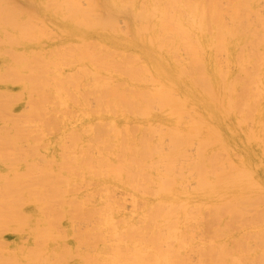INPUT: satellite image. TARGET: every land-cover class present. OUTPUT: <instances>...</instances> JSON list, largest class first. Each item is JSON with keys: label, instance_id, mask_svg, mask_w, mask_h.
Listing matches in <instances>:
<instances>
[{"label": "bare ground", "instance_id": "bare-ground-1", "mask_svg": "<svg viewBox=\"0 0 264 264\" xmlns=\"http://www.w3.org/2000/svg\"><path fill=\"white\" fill-rule=\"evenodd\" d=\"M22 1L0 0V16L6 14L0 17L6 32L0 33V55L12 48L17 64L22 60L28 75L32 71V91L56 83L55 76L57 84L48 87L76 83L79 94L54 88L62 113L75 95L83 104L78 112L84 128L68 131L73 145L63 144L78 150V165L91 164L88 174L102 184L97 192L104 186L92 209L80 205L81 216L89 211L98 219L94 233L79 236L96 247L83 251V264H264V15L254 6L260 0L82 1L86 6L81 0ZM48 1L52 9L45 7ZM251 14L262 32L246 30V23L254 25ZM121 17L124 29L118 26ZM54 20L63 24L57 28L64 43L60 58L51 55L57 47L53 39L46 48L33 40L40 34L37 21L51 29ZM47 34L42 36L48 40ZM250 43L254 49L248 53ZM67 57L76 60L64 65ZM4 74L0 69L1 81ZM0 85L2 102L24 96L8 83ZM85 85L97 94L94 111L83 95ZM67 164L68 172L74 166ZM117 188L131 195V213L115 199ZM259 204L263 207L256 210ZM207 212L221 231L218 236L212 231L216 241L209 238L210 246L196 242L200 226L211 219ZM196 248L199 255L192 252ZM193 253L199 256L195 263Z\"/></svg>", "mask_w": 264, "mask_h": 264}, {"label": "rangeland", "instance_id": "rangeland-1", "mask_svg": "<svg viewBox=\"0 0 264 264\" xmlns=\"http://www.w3.org/2000/svg\"><path fill=\"white\" fill-rule=\"evenodd\" d=\"M82 1L85 0H81V3L86 6L87 2L84 3ZM15 3L24 4L22 0H15ZM254 6L259 8V15L263 17L264 0H260V2L255 4ZM45 7L48 9H52L53 2L48 1ZM4 16H6L5 13L0 17L3 18ZM249 16V23H253L254 25L252 28H249L248 23H246V30L251 29L254 34L262 32L263 30L261 29V25L253 20V18L257 19L256 16L252 17V14ZM118 20H120L118 23L119 28L124 29V27L126 26L124 24L125 22L123 18L121 17ZM37 22L38 24L36 27L40 30V34L36 39L33 40H36L38 44L42 46V48H46L45 46L47 45V43H49L48 41H51V39H53L54 43L57 44V47L55 48V51L51 52V55L60 58V56L58 55V51L62 48V45L64 43L61 42L62 39L60 38V32L57 28L59 26H63L62 21L54 20L53 22H51V24L47 22L51 29L45 28L40 21ZM46 32L48 34L45 36L48 38V40L44 36H42ZM0 33L6 34V32H4L1 28ZM252 45L253 43L247 45L246 48L248 53H251L254 49ZM12 47L14 49H17L18 45ZM11 49L3 50V53L5 55L3 53L0 55V69L2 72L4 71V73H6L4 75L7 76V79H4L3 81L0 80V84L8 83L13 87L12 89H20L22 92H24V96L19 100H17L16 98H9L7 102L0 101V115L5 116L3 118H0V264H83L84 262L82 259V254H85V252L83 251L87 249L90 252H94L96 247H93L92 244H88L87 242H85V240L82 241L81 238L79 239V236L83 237V234L87 232L94 233L95 230H93L92 228H95L96 221H98V219L97 217H95L97 219L96 220L95 218L87 215L89 211L85 212L86 215L81 216L82 210H80V205L84 203L85 210H87V207L88 210L92 209L93 206L98 202V200H101V195L102 193H104V186L101 188L100 192H97L102 184H100V180L98 178H93L91 177V175H89L90 172L88 170H90L91 164L88 163L89 166L86 165L87 161L85 160L84 165L87 169L86 171L82 164L83 156L81 154V160L79 158L78 159L80 162H82L81 165L84 169L81 165H78V160L76 159V156L79 155L77 152L78 150L74 147L66 148L73 141L72 138L68 137L67 132L70 130L80 131L84 128V123H81L79 120L80 113L78 112L79 110H81L79 108L83 104H81V102H77L78 97L75 95V93L77 94L78 92H76L77 90L75 88L74 89L76 91L73 90V87L76 86V83L68 81V84L67 82H64L65 84L63 85V87H65L66 84H70V86L73 85L71 86L72 89L67 85V87L65 88L75 91V93L72 92L73 94H67L73 96L75 95L76 97L72 96V99L74 100L75 104L77 102V104L75 105L73 103V100L70 99L72 101V104H70L69 102L70 109L67 104V107L70 111L68 110V112L66 109L63 111L64 113H66L67 111L69 115L68 116L67 113L64 114L62 113V111H59V105H61L60 107L62 108L63 103H58L59 105L55 104L56 102H60L57 101L58 99H60V97L58 98L56 96L55 99L54 88H56L55 90H58L59 87H56L55 85L52 86L53 88L48 87L53 84H57V79H59L57 76H55L57 75V73L53 74V76L57 78H55L56 83L50 82L53 80L55 81L54 77L52 76L51 80L49 81L50 84H48V81L44 80L48 84L47 87L44 88V84L43 87L40 84L41 87L39 85L37 86V88L39 87L38 89L32 91L33 86L30 87L31 89L28 86V82L31 81L29 79L32 76V71L30 70L31 74L28 75V68H23L21 67V65H19L22 60H20V62H18L17 64L18 60H15L16 56H14L15 54L11 52ZM25 56H22L21 58L23 59L25 58ZM251 56L254 57L253 55ZM69 57L65 58L67 60L64 65L70 60H74L73 63L75 62L76 56L68 60ZM29 58L30 57H28V59ZM17 59H20V57L17 56ZM63 60L64 59L61 58V61ZM220 60L224 61L223 58H220ZM71 61L70 64L72 63ZM8 62H10V64ZM3 63L6 64V66L8 64H12L15 69L10 70L12 67L11 65L9 66L10 68H8L7 66L8 69L5 68L4 70L2 69L5 66L3 65ZM23 64L27 65V62H23ZM28 65L31 67L29 61ZM68 66L70 65L68 64ZM72 67H77V64L75 63L74 66L72 64ZM230 68V70H235L232 64H230ZM52 70L54 71V68H52ZM61 70L62 69H60V71ZM47 75H50V73H48ZM34 78L37 79V77ZM48 79L50 78L48 77ZM17 80H19L20 83L14 85L12 82H17ZM37 80L39 83L43 82V80L42 82H40L41 80L39 79ZM81 80L83 81V84H89V82L91 81L90 79L82 78H79V80L77 81L81 82ZM59 81L62 82L61 80ZM36 83L37 82H35V84ZM47 84H45V86ZM4 87L5 86L0 85V88ZM65 88H62L60 84V89L65 90ZM88 89H90V87L88 85H85L83 89V95L85 94L84 96L86 101L89 100L87 102L90 103L89 109L91 111H94L96 101H93L92 99H94L95 97L97 98V94H91V90ZM30 91L33 92V94H31ZM65 91L67 92V90ZM239 91V95L241 96L243 92H241L240 89ZM68 92L71 91L68 90ZM58 93L57 95H59ZM75 98H77L76 101ZM260 98L264 101V96H261ZM41 103H43V105ZM78 103L80 105H78ZM41 105L42 107L44 106V110L45 107H47L46 110L48 112H42L43 110L41 109ZM56 105L58 107H56ZM9 108H12L15 112L13 114H9V111H6ZM35 110L39 112H36ZM45 113L48 115L45 116ZM13 120H17V122H14ZM13 122L16 124H13ZM109 138L110 136L108 135L104 136L103 139L107 141ZM92 141L93 137L89 139L91 145L93 143ZM63 143H65L67 146L65 147ZM8 144L10 145L7 146ZM79 144H81V142ZM70 145L72 146L73 143ZM92 151L93 150H91L89 153H91ZM93 153L95 154L97 153V151H94ZM93 153L91 155H93L94 157L95 155ZM191 154L195 155L193 154V152ZM90 159L88 160L90 161ZM67 162H70L69 164H71V162L73 163L74 167L70 168V170L73 169L71 173L69 172V168V173L67 172V170H65L67 168H63L65 167ZM79 166H81V170L80 168L78 169ZM78 173L82 176L80 177L81 179H83L82 182H80V178L78 179ZM193 181L194 180L190 178V186H192V184L194 183ZM115 191V197H118L115 198L117 202H121L118 203L123 206V209L126 211V213H131L133 207L135 206L134 201L133 203H131L133 200L130 199L132 198L131 195H127V193L125 192L123 193L122 189L118 190L117 188ZM91 192H93L94 194ZM90 193L93 195H90ZM129 199L131 201H129ZM139 205L140 203H138V206ZM246 205L247 204H244L243 206L245 207ZM140 207L142 206H139V208ZM262 207L263 204H259L256 207V210H261ZM249 211L251 213V210ZM242 212H244V209L242 210ZM25 216H27L28 220H26ZM31 216H38V219H36L35 222H32ZM204 216L206 217H204V219H207V216L208 218L211 217V219H209L213 224L215 223L212 219V215L210 216L208 212L207 216L206 214ZM22 219H25L26 222H29L26 223L24 222L25 220L23 221ZM209 219H207L209 223L206 224V221L204 222L205 224L203 223L204 225L202 224V226H200V233L199 231H197L198 238L196 242H199L198 244L206 245L208 244V242L213 243V241H211V237H213L214 239L215 235L218 236V233H221L220 230H217L219 229L216 226L217 224H210ZM20 221L22 222L20 223ZM242 224L243 223H241L240 225L242 226ZM234 226L233 232H237L238 229H235L239 228L238 223ZM204 227L206 228L205 231ZM207 228L210 229L208 230ZM215 228L217 231L215 230ZM212 231L215 234L214 236L212 235ZM209 238L211 240H209ZM202 239L205 242L201 241ZM214 240L216 241V239ZM208 245L210 246V244ZM195 251L198 254L199 251L197 248L192 252ZM196 253H193L194 256L192 255V258L190 257L191 263V259L194 260L196 258V260L193 261L194 263L197 261V257H199V254L195 255Z\"/></svg>", "mask_w": 264, "mask_h": 264}]
</instances>
